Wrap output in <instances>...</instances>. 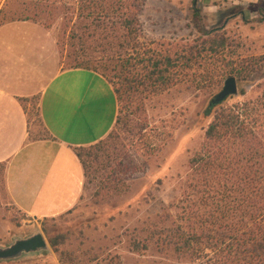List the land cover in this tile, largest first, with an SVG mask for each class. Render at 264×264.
<instances>
[{
	"label": "trees",
	"instance_id": "obj_1",
	"mask_svg": "<svg viewBox=\"0 0 264 264\" xmlns=\"http://www.w3.org/2000/svg\"><path fill=\"white\" fill-rule=\"evenodd\" d=\"M144 2L90 0L68 36L70 49L65 56L68 66L62 68H82L99 74L112 87L117 102L115 123L106 137L89 146L73 148L83 169V191L91 180L98 179L96 200L113 192L117 195L125 184L123 176L132 172L121 142L123 135L130 140L137 137L145 147L144 152L153 154L160 152L171 137L170 133L162 136L164 143L158 146L152 143L157 132L154 130L151 136L146 130L148 120L142 98L180 84L189 86L197 82L198 90L207 83L213 84L215 77L207 64L220 60L228 47L220 28L208 31L200 28L198 0L190 1L198 35L140 41ZM11 21H31L43 26L35 14L19 19L3 17L0 26ZM65 59L60 63L64 64ZM235 73L239 80L245 81L252 69L240 67ZM240 94H244L243 89ZM37 99L35 96L19 101L26 112V104L30 101L37 104ZM36 113L38 116L37 105ZM210 116L203 141L188 160L190 181L194 182L187 187L195 188L198 195L189 199L190 204L172 227L153 229L148 240L133 242L132 248L146 250L154 243L158 251L187 258L191 264H264V97L232 106L210 101L203 117ZM44 132L45 136L32 138L29 131V140L51 139L45 129Z\"/></svg>",
	"mask_w": 264,
	"mask_h": 264
},
{
	"label": "rangeland",
	"instance_id": "obj_2",
	"mask_svg": "<svg viewBox=\"0 0 264 264\" xmlns=\"http://www.w3.org/2000/svg\"><path fill=\"white\" fill-rule=\"evenodd\" d=\"M89 1L3 0L0 19L35 14L51 32L56 45L58 41L61 61L70 49V28L78 23L77 16L87 9ZM190 1L145 0L140 14V41L178 40L198 35L199 27L193 19ZM200 9V28L204 31L220 28L228 40V47L220 60L210 61V66L207 64L215 77L213 84L207 83L200 90L195 86L197 82L189 86L180 84L156 96L142 98L148 120L146 130L151 136L154 130L157 132L152 143L158 146L164 143L162 136L171 134L161 151L157 154L144 152L145 147L137 137L130 140L126 136L129 141L123 135L121 142L130 158L132 172L123 176L125 184L117 195L113 192L96 200L94 192L98 179L91 180L69 212L49 219L28 217L9 204L0 172V245L8 244L13 237H25L39 230L49 248L48 252L32 258L0 264H191L187 258L158 251L154 243L146 250L135 251L133 242L148 240L153 229L172 227L190 204L189 199L198 195L195 188L187 187L193 181H190L188 160L198 151L204 128L212 119L211 116L204 118L203 112L222 89L224 80L230 76L236 79L237 94L225 99L221 103L223 106L255 102L264 97V14H259L260 19L248 12L239 14L237 9L215 14ZM30 31L24 35L23 29L20 32L4 29L0 36L16 40L14 44L19 46L21 40L32 38ZM63 62L61 66L67 67V60ZM240 67L252 69L245 81L239 80L235 73ZM203 75L201 73V78ZM36 105L35 101L26 104L32 138L46 135ZM132 105L134 108L136 102Z\"/></svg>",
	"mask_w": 264,
	"mask_h": 264
},
{
	"label": "crops",
	"instance_id": "obj_3",
	"mask_svg": "<svg viewBox=\"0 0 264 264\" xmlns=\"http://www.w3.org/2000/svg\"><path fill=\"white\" fill-rule=\"evenodd\" d=\"M198 3L207 14L235 9L255 18L264 14V0ZM4 29H23L24 35L31 30L32 35L19 46L0 36V165L5 194L24 215L49 219L69 212L80 199L84 176L73 148L94 144L109 133L117 115L116 97L99 74L62 68L55 38L43 26L11 21L0 26V34ZM35 96L39 120L51 139L29 140L30 123L19 99Z\"/></svg>",
	"mask_w": 264,
	"mask_h": 264
},
{
	"label": "water",
	"instance_id": "obj_4",
	"mask_svg": "<svg viewBox=\"0 0 264 264\" xmlns=\"http://www.w3.org/2000/svg\"><path fill=\"white\" fill-rule=\"evenodd\" d=\"M237 94V81L230 76L224 80L222 89L213 97L212 103H222ZM47 243L39 230L30 232L25 237H13L6 245H0V263L14 262L48 252Z\"/></svg>",
	"mask_w": 264,
	"mask_h": 264
}]
</instances>
